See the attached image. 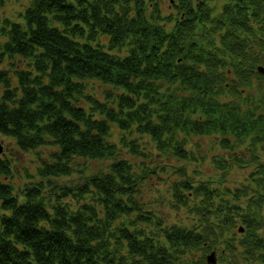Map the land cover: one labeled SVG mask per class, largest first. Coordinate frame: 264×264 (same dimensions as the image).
I'll return each mask as SVG.
<instances>
[{"label": "trees", "instance_id": "1", "mask_svg": "<svg viewBox=\"0 0 264 264\" xmlns=\"http://www.w3.org/2000/svg\"><path fill=\"white\" fill-rule=\"evenodd\" d=\"M257 6L32 0L4 19L0 135L39 163L16 189L0 155V264H264ZM78 160L107 165L62 182Z\"/></svg>", "mask_w": 264, "mask_h": 264}, {"label": "rangeland", "instance_id": "2", "mask_svg": "<svg viewBox=\"0 0 264 264\" xmlns=\"http://www.w3.org/2000/svg\"><path fill=\"white\" fill-rule=\"evenodd\" d=\"M32 0H6L4 6L0 8V23L3 18L11 19L15 22H22L23 16L22 13L24 12V9L30 4ZM2 21V22H3ZM29 63L28 60L23 59L21 57L16 56L15 59H10L9 56H5V60L1 63V67L4 69H12L19 64H22L23 68H28L27 64ZM15 66V67H13ZM96 87V91L101 92L104 88L102 84L99 82H90ZM106 89H104L105 91ZM0 142L3 145V156L7 157L8 160H11V169H12V178L6 179L8 182H10L16 189L23 186L26 182H29L26 178L25 174L28 172L29 174H35L36 173V167L39 163L37 154L35 151H23L17 145L14 143V140L10 137L2 136L0 135ZM38 150L41 152L42 156H45L46 153L52 149H48L46 147L38 148ZM80 164L76 166L77 172L73 173V175L70 177V180H62V182H66L75 185L82 181V176L86 174L85 166L89 165L91 167H97L101 168L103 170L106 169L107 162L96 163V162H87L85 163L84 160H78ZM103 165V166H102ZM85 170L84 173H80L78 171ZM204 171L206 173L211 171V168L208 166L204 167ZM214 173H218L217 171ZM230 180L233 181L234 184H237V178L235 176L230 175ZM204 178V177H202ZM156 179V181L154 180ZM162 179L159 177H151L147 180V186L146 189L150 192V196L153 197V195H160L158 192V188L161 187ZM148 208H152L150 204H148Z\"/></svg>", "mask_w": 264, "mask_h": 264}, {"label": "water", "instance_id": "3", "mask_svg": "<svg viewBox=\"0 0 264 264\" xmlns=\"http://www.w3.org/2000/svg\"><path fill=\"white\" fill-rule=\"evenodd\" d=\"M257 70H258L260 73L264 74V66H258V67H257ZM3 151H4V150H3V145H2V143L0 142V155L3 154ZM240 232H241V233L244 232V228H243V227L240 228ZM207 263H208V264H216V263H217V256H216L215 253H211V254H209V255L207 256Z\"/></svg>", "mask_w": 264, "mask_h": 264}, {"label": "flooded vegetation", "instance_id": "4", "mask_svg": "<svg viewBox=\"0 0 264 264\" xmlns=\"http://www.w3.org/2000/svg\"><path fill=\"white\" fill-rule=\"evenodd\" d=\"M257 8L259 9V11L260 12H262V15H261V19H258L256 22L257 23H262V25H263V14H264V0H260V6H257ZM2 21H3V18H2V20H1V23H2ZM1 23H0V26H1Z\"/></svg>", "mask_w": 264, "mask_h": 264}]
</instances>
